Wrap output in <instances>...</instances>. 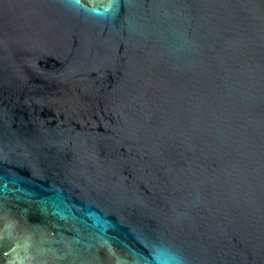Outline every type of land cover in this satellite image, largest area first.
Masks as SVG:
<instances>
[{
  "label": "water",
  "instance_id": "1",
  "mask_svg": "<svg viewBox=\"0 0 264 264\" xmlns=\"http://www.w3.org/2000/svg\"><path fill=\"white\" fill-rule=\"evenodd\" d=\"M0 264H264V0H0Z\"/></svg>",
  "mask_w": 264,
  "mask_h": 264
}]
</instances>
